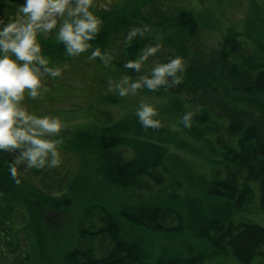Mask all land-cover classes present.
<instances>
[{"label":"trees","instance_id":"16d2710c","mask_svg":"<svg viewBox=\"0 0 264 264\" xmlns=\"http://www.w3.org/2000/svg\"><path fill=\"white\" fill-rule=\"evenodd\" d=\"M161 6L158 0H125L122 5L108 10H90L103 23L96 38L88 41L92 47L81 54L82 57H90L99 47L102 53L107 54V66L97 57L92 59L95 70L100 69L106 85L110 82L121 84L123 79L128 77L129 83L123 87L129 88L131 95L133 94L130 84L144 75L151 78V69L156 62L167 63L169 58L183 57L186 70L182 74V82L166 91L163 88L149 91L143 87L135 94L138 100L136 104L139 106L141 102H148L156 108L159 115L162 110H158L157 107L164 106L156 104L158 98H150L151 93L172 94L174 99L171 107L177 113L172 111L166 113L170 121H177L176 117H182L189 111L193 112L194 124L187 129L196 136H201V140L204 138L203 145L211 149L219 148L224 154L225 171H220L209 179L205 189L207 197L222 199L225 205L222 207L210 202L209 212L199 207L182 213L166 204L169 202L166 198L162 202H138L139 200L132 199L131 193H135L134 195L141 199L145 191L153 193L155 186H158L156 190H163V184L167 180L163 168L168 150L165 143L169 140L165 142L159 137L162 138L168 130L161 125L158 130H154L155 133L151 132L152 129L145 131L135 114L136 106L128 110L130 104L124 101L119 91L113 92L109 86L103 96L107 101L103 104V109L100 107L102 113H99L97 132L87 133L78 145L95 150L98 158L94 169L104 180L126 190L128 200L121 207L120 214L129 223L154 231L181 230L198 224L194 234L204 238L208 246H212L215 251L233 254L244 263L264 264V226L254 221L233 219L234 213L246 205L254 192L252 184L254 181L259 184L260 205L264 209V43H261L254 53H248L243 46L244 42L245 44L247 42L243 31L230 26L222 35L220 49L206 53L205 57L208 58L201 59L200 56L194 55L193 49L201 43L200 28L213 27L212 19L206 21L207 19L203 17L199 18L192 10L181 5L173 10L163 9ZM142 7H146L144 12ZM156 9H159L158 16L153 15ZM249 22L250 19L246 24ZM145 25L150 27V31L143 37L138 33L131 41L127 40L132 27ZM37 40L41 45L42 55L50 57L49 62L50 60L60 62L70 57L65 51L64 44L58 43L56 33ZM157 44L161 45L160 50L155 56L149 57L139 71L125 67L129 60H138L145 47ZM59 57L61 58L58 60ZM213 61L216 65L214 70L208 67V64L212 67ZM92 74L96 72L92 71ZM224 78L230 81L237 95L231 94L223 87ZM181 96L189 98L187 100L190 101L192 108L187 109ZM143 98H149V101ZM183 104L186 107L181 106ZM123 105L126 107L119 116L113 114L114 107ZM214 124L217 126L214 127ZM210 133L215 135V139L208 138ZM11 159L10 154L0 152V195L4 197L0 198L2 231L13 234L19 233L21 229L24 234L23 240L29 246L43 248L46 245L45 239L52 230L56 237L54 242L61 241L57 237L65 235L66 228L63 222L65 215L58 220H48L42 214L39 205L46 207L45 209H50V205L61 207L67 213L65 196L49 195L45 185L34 187L31 183L30 195L33 198L24 197L28 203L21 201V204L5 196L10 189L18 187L10 178L8 165ZM42 171L43 169L40 173ZM28 174L30 172L23 173L20 170V184L24 188L28 186L25 182ZM173 196L171 195L173 198L171 200H176L177 198H174L180 195ZM148 199H152V194ZM16 202L18 204H15ZM46 202L52 203L46 206ZM38 209L40 216L35 220ZM103 220L105 226L97 232L108 234L112 242L105 255L98 256L93 249H73L67 257L69 264H204L207 256L204 251H198L189 257L160 256L155 262L146 261V252L142 245L122 235L115 214L107 213ZM175 221L178 222L177 225ZM24 251L22 260L33 264L32 261L35 259L32 254L27 249Z\"/></svg>","mask_w":264,"mask_h":264},{"label":"rangeland","instance_id":"374dc122","mask_svg":"<svg viewBox=\"0 0 264 264\" xmlns=\"http://www.w3.org/2000/svg\"><path fill=\"white\" fill-rule=\"evenodd\" d=\"M158 1H160L163 9L173 10L181 5L192 10L199 18L203 17V19H207L206 21L212 19L211 26L213 27L200 28L201 43L193 49L194 55L200 56L201 59L208 58V56L205 57L206 53H212L220 49L222 35L230 26L243 31V36L245 35L247 41L243 45L246 52L254 53L260 47V44L264 43V0ZM251 1H254V3L252 4ZM124 2L125 0H93V6L90 10H108L118 7ZM23 3L24 0H11V2L0 0V20L7 23L8 19L14 18L18 7ZM70 7H75V0H72ZM145 9L146 7H142L143 12ZM158 11L159 9H156L153 15L158 16ZM67 18L66 12L63 18H57L58 23L50 33L39 32L37 39L41 37L45 39L55 33L57 34L63 20ZM249 19L250 22L247 25ZM223 26L227 27L223 28ZM37 42L39 43V40ZM43 56L47 60L50 58L46 55ZM50 62L48 67L60 68L62 70L61 76L52 78L48 74H44L42 83L47 90L41 88V95L33 100L28 96V90L26 89L25 98L21 101L20 107L27 108L30 114L39 117H59L63 124L68 125L67 129L60 133V136L52 137V139H63V144L58 146L61 164L57 168L45 167L41 173V169L35 168L26 172L21 170L23 173L30 172L27 175L29 177L25 179L28 186L24 188L19 184L18 187H13L9 193L4 194L22 204L21 201L26 202L24 200L25 196L33 198L30 195L31 186L29 184L31 183L34 187L45 185L49 195L65 196L67 213L61 207L56 208L50 205L52 202L45 203L46 206L50 205V209H45L46 207L39 205L42 214L48 220H58L65 215L63 221L66 228L65 235L57 237L61 241L55 243L54 232L53 230L49 231L45 239L46 245L42 248L40 246H29L25 243L21 229L19 233L9 234L3 232L0 226V264H29V262L22 260L25 249L34 257L33 264H69L67 257L73 249H93L96 255L103 256L111 247L112 242L108 234L97 231L105 226L103 217L107 213L115 214L122 235L138 241L142 245L146 252V261L155 262L160 256L189 257L198 251H204L207 255L204 264H252L240 261L233 254L219 253L212 246H208L204 238L194 234V229L198 228V224L181 230L154 231L129 223L125 218L123 219L120 210L128 200L126 190L115 183L104 180L101 174L94 169L98 158L95 150H89L78 145V142L87 133L97 132L99 113H102L100 107L103 109V104L107 101L106 97H103L106 92L105 89L109 86L113 92L118 93L117 84L110 82L109 85H106L99 72L100 69L95 70L94 61L90 60L89 57H82V54L70 56L60 62L57 60L53 62L50 60ZM65 65H67V68H65ZM34 66L38 65L34 64ZM208 67L209 69H216L215 62H212V67L208 64ZM92 71H95L96 74L91 75ZM41 72L43 73L42 68ZM218 79L221 80L220 76H218ZM222 83L223 87H226L231 94L237 95L228 79L224 78ZM151 97H157L156 104L159 103L164 106V108L157 107L158 110L162 111L154 119L159 120L160 124L168 130V133L163 135L162 138L158 136L159 139L165 142L169 140L165 143L168 150L163 164L167 180L163 184L162 191L156 190L158 186H155V190H152L153 193L145 191L141 199L137 198L134 195L135 193H131L132 199L134 201L139 200L138 202H162L166 198L169 200L166 204L182 213L199 207L209 212L210 202L223 207L225 201L222 199L207 197L205 186L209 179H212L220 171H225L224 154L219 148L211 149L203 145L204 138L201 140V136H196L194 132H190L179 123L181 117H176L177 121L169 120L166 113L169 114L170 111L177 113L172 108L174 95H156L152 92ZM183 97L187 109L192 108L190 101L187 100L189 98L187 96L186 98ZM123 98L125 102L127 101L130 104L128 110H132L133 106L138 107L136 104L138 100L135 95L128 94L127 97ZM143 99L149 101V98ZM186 101H188L187 104ZM184 104L181 106L186 107ZM125 107L126 105L114 107L113 114L119 116ZM179 110L182 111V109ZM173 125H176L175 129ZM215 126L217 125L214 124ZM152 131L154 130L152 129ZM209 136L208 138L215 139V135L212 133ZM252 184L254 185V192L250 195L246 205L234 213L233 219L235 221H254L264 226V209L260 205L259 184L255 181ZM150 194H152V199H148ZM175 194L180 196L175 197L176 200H171L173 199L171 195L175 196ZM0 198L4 199L1 195ZM0 212H2V203H0ZM39 216L40 211L38 209L36 210L35 220ZM175 223L178 224L177 221ZM28 239L31 240L32 238ZM15 248L17 250L14 251Z\"/></svg>","mask_w":264,"mask_h":264},{"label":"clouds","instance_id":"9594fccd","mask_svg":"<svg viewBox=\"0 0 264 264\" xmlns=\"http://www.w3.org/2000/svg\"><path fill=\"white\" fill-rule=\"evenodd\" d=\"M71 3L72 0H24L14 18L8 19L7 23L0 20V152H6L13 157L8 169L10 178L17 185L21 182L18 170L26 172L32 168L60 166L58 146L63 144V139L52 137L60 136L68 127L59 117H39L30 114L27 108L20 107L26 89L28 96L33 100L41 95L40 89L45 88L42 83L44 74L52 78L62 74L60 68L48 67L49 62L42 55L37 34L50 33L58 23L57 18H63L67 12L68 18L63 20L59 28L57 41L64 44L67 55L79 56L92 47L88 41L96 38L103 23L90 11L93 0H75V7H70ZM149 31L150 27L147 25L132 27L127 40L131 41L138 33L143 37ZM160 48L159 44L145 47L139 59L129 60L125 67L139 71L142 64L149 57L155 56ZM97 57L107 66V54L102 53L99 47L91 53L89 59ZM185 70V61L180 56L169 58L167 63L156 62L151 69V78L144 75L130 84L131 93L135 95L143 87L149 91L161 88L166 91L182 82ZM128 83L129 78L125 77L121 84L116 85L121 97L128 96L129 88L123 87ZM135 114L145 131L158 130L161 127L160 121L154 119L158 112L153 105L141 102ZM193 116V112H186L179 123L190 129ZM175 127L176 125H173L174 129Z\"/></svg>","mask_w":264,"mask_h":264}]
</instances>
